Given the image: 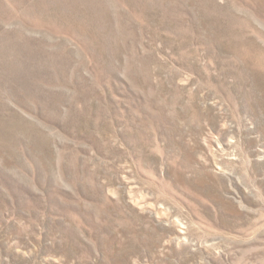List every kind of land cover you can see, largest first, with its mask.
I'll list each match as a JSON object with an SVG mask.
<instances>
[{
    "label": "rangeland",
    "instance_id": "obj_1",
    "mask_svg": "<svg viewBox=\"0 0 264 264\" xmlns=\"http://www.w3.org/2000/svg\"><path fill=\"white\" fill-rule=\"evenodd\" d=\"M0 264H264V0H0Z\"/></svg>",
    "mask_w": 264,
    "mask_h": 264
}]
</instances>
